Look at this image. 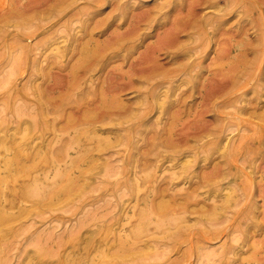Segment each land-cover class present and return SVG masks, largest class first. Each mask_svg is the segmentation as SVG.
<instances>
[{"label":"rangeland","instance_id":"1","mask_svg":"<svg viewBox=\"0 0 264 264\" xmlns=\"http://www.w3.org/2000/svg\"><path fill=\"white\" fill-rule=\"evenodd\" d=\"M61 1L0 0V17L26 13L0 22V194L39 189L0 225V264H264V103L240 113L264 77V0H215L216 34L199 0L165 17L166 0H120L114 22L119 0L50 15Z\"/></svg>","mask_w":264,"mask_h":264},{"label":"bare ground","instance_id":"2","mask_svg":"<svg viewBox=\"0 0 264 264\" xmlns=\"http://www.w3.org/2000/svg\"><path fill=\"white\" fill-rule=\"evenodd\" d=\"M44 1V0H43ZM59 1V0H58ZM229 1V0H227ZM262 1V0H261ZM19 2H22L21 4V7H23L22 9H24L25 7L29 6V3L27 4H24V0H19ZM54 2V1H53ZM62 3L59 5V6H56L55 9L54 8H50L48 10V12L50 13V15H56V14H65L68 12V8L71 6H73L75 3H77V0L75 1H70V0H62L61 1ZM182 1L180 0H166L164 3H162L161 5H155L156 7V11L155 13L153 14L154 17L157 15V14H161L163 17L167 16L172 10L175 11V9L177 8V6L181 3ZM197 2V1H196ZM11 3V1H10ZM98 3H102V0H84L83 4L80 5L78 7V13H81L83 12L84 10H86V12H89L91 13L92 15V12L90 11V9H92L93 7L97 6ZM120 3V0L118 1V3L114 6L113 8V11L114 14L112 13V15L109 17L111 19V21H118V20H122L124 19L126 16H125V6L124 8H122V6L119 4ZM194 3V2H193ZM230 3V2H229ZM195 4V3H194ZM217 4V1L215 0H199V2H197V7L201 8L202 10H206V9H211L212 11V8L214 10V12L212 13H207L203 16V18L201 17L202 19V22H206L208 25H214L213 26V33L216 34V32L219 30V27L223 26L224 24H226L228 22V19H225L224 20V13H221L222 10L220 8H218L216 6ZM2 5V3L0 4ZM9 5V4H8ZM192 4H190L191 6ZM225 5V4H223ZM128 6V5H127ZM196 6V5H195ZM194 7V5H193ZM257 7V6H256ZM167 8V9H165ZM240 9V8H239ZM4 10V9H2ZM20 10V9H19ZM50 10H55V11H50ZM229 10H230V6H229ZM26 11V10H25ZM116 12H118L116 14ZM159 12V13H158ZM2 13V12H1ZM196 13V12H195ZM26 16V13L24 12H18L16 13L15 10H11L10 12H7L5 13L4 15H2L0 17V22L2 21H5V22H9L11 19H24ZM249 16V15H248ZM55 17V16H54ZM108 18V19H109ZM178 18V17H177ZM236 18V17H235ZM234 20V19H233ZM231 20V21H233ZM109 21V20H108ZM113 21V22H114ZM151 21V20H150ZM211 21V22H210ZM177 22H180L179 20L176 21ZM112 23V22H111ZM238 24H240V21H236L235 24H233V27L231 25L232 28H237ZM111 26V25H110ZM176 26V24H175ZM179 26V24H178ZM206 28V27H205ZM211 27H209L210 29ZM68 29V28H67ZM103 30V29H102ZM236 30V29H235ZM64 31V30H63ZM206 31V30H205ZM212 31V29H211ZM127 34V33H126ZM171 36V35H170ZM78 34H72V35H68L66 36L64 39V41H62L61 43H57L56 45V58L57 59H61L62 57L66 56V54L72 50V48L74 47L76 41H78ZM90 38V37H89ZM173 38H171L172 40ZM173 41V40H172ZM68 42V43H67ZM174 42V41H173ZM122 43V42H121ZM172 43V42H171ZM262 43V42H261ZM235 45V43H234ZM233 45V46H234ZM262 46V45H261ZM223 48V47H222ZM221 48V49H222ZM235 48V47H234ZM162 49V48H161ZM232 49V48H230ZM236 49V48H235ZM198 51V50H197ZM92 52V51H91ZM222 52V50H221ZM238 52V51H237ZM256 50H251L250 49V56H251V60H250V63L248 62V64H246L245 66V70H248L250 69V65L253 64V62L255 61L254 57H255V54H256ZM253 54V56H252ZM175 53L172 54V53H167V59H169V61L171 62V64H175L177 61L175 59ZM192 56V55H191ZM216 59V58H215ZM248 59V58H247ZM191 60V59H190ZM217 60V59H216ZM215 60V61H216ZM220 60V59H219ZM218 61V60H217ZM190 62V61H188ZM213 64V63H212ZM137 66V65H136ZM97 68V67H96ZM141 69V68H140ZM161 69V68H159ZM239 69V68H238ZM142 70V69H141ZM148 70V69H147ZM158 70V69H157ZM193 71V70H192ZM151 72V71H150ZM193 73V72H192ZM241 74H244V73H241ZM231 76V75H230ZM223 79V78H222ZM238 79V74L237 76L235 75L234 77L232 76V81H231V86H233V84L237 81ZM220 81V80H219ZM228 82H229V79H228ZM262 82H264V77H262V75L260 74L258 79L255 81V85L253 87V91L251 92L252 94H255L254 95V98L252 99V101L247 98L246 94H245V97L243 99V103H242V106L240 108V113L241 114H250V113H254L262 106V103H264V101H262V99H264V95H262V93L260 91H257V87L259 85L262 84ZM187 85L189 84L190 86V89H191V92H193V89L195 88V84H196V81L194 79H191V80H188L187 82ZM128 85V84H127ZM130 85V84H129ZM128 87V86H127ZM219 89V88H218ZM217 90V88H216ZM223 90V89H221ZM220 92V90H219ZM170 93V92H169ZM218 93V91H217ZM216 94V93H215ZM165 95V94H164ZM209 95V94H208ZM187 97L191 96V95H186ZM215 97V96H214ZM174 101L175 100H171L170 103L166 104L165 102L161 103L158 107L160 108V110L163 112V111H166L167 108H168V105L171 107L173 104H174ZM180 103V102H179ZM208 103V102H207ZM253 103V104H252ZM252 104V105H251ZM247 106H251V108H247ZM149 109V108H148ZM175 109V108H174ZM207 109V108H206ZM168 111V110H167ZM177 111V110H176ZM171 112V111H170ZM159 113V112H158ZM174 113V112H173ZM160 114V113H159ZM261 114V113H260ZM175 115V114H173ZM177 116V115H176ZM259 118H264V116H261L259 115ZM107 115L103 114V118L100 119L101 122H103L105 119H106ZM176 118V117H175ZM173 119V118H172ZM100 122V123H101ZM96 124V123H95ZM103 128V127H101ZM202 128V127H201ZM250 128V126H249ZM205 129V128H204ZM222 132V129H217V128H213L212 130H210V132L207 134L208 136H212L213 137V140L209 141L207 144H206V147H210L211 149L213 150H216L218 152L221 151L220 153V157H225L227 155V145L223 144V139L219 136L220 133ZM195 134V133H194ZM24 139V138H23ZM21 139L22 141V146L20 145V148L21 150H24L23 149V146H24V140ZM103 140V139H102ZM206 141V140H205ZM100 147L104 146L102 144V142H100ZM98 145V146H99ZM97 146V147H98ZM172 156V155H171ZM39 157V156H38ZM42 159V157H41ZM1 163V162H0ZM3 168L0 167V177H1V173L3 172L2 170ZM36 180H33L32 181V185H28L27 183L25 182H19L17 181V183L11 187L13 189H11V191L13 192V195L9 196L8 198V201L6 199V194H4V192H2L0 194V225L1 226H7L8 224L10 223H13V222H16V221H19L20 219H23V216L26 214L27 212V209L25 207H23L22 209H19L18 210V206L21 202H24L25 201V198L28 197V198H32L34 196L37 195V193L39 192V189H38V186L36 185L35 183ZM42 181V180H41ZM16 182V181H15ZM38 183V182H37ZM216 191L218 190H215L214 192L217 193ZM222 197V196H221ZM227 197V196H226ZM229 198V197H228ZM27 200V199H26ZM7 201V202H5ZM225 201V200H224ZM5 202V203H4ZM249 209V208H248ZM7 210H13V211H17L15 214L12 213V215L6 213ZM28 215V214H27ZM242 221V220H241ZM253 228H256V225H251ZM123 242V241H122Z\"/></svg>","mask_w":264,"mask_h":264}]
</instances>
